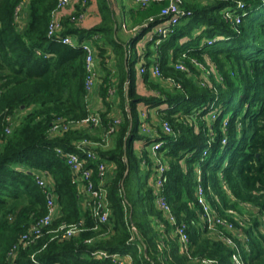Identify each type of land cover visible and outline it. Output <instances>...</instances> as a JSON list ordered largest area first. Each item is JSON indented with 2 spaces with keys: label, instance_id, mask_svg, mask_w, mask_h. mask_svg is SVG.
I'll list each match as a JSON object with an SVG mask.
<instances>
[{
  "label": "trees",
  "instance_id": "16d2710c",
  "mask_svg": "<svg viewBox=\"0 0 264 264\" xmlns=\"http://www.w3.org/2000/svg\"><path fill=\"white\" fill-rule=\"evenodd\" d=\"M57 3L0 0V264H116L96 257L93 253L98 250L132 252L133 264H201L195 260L198 257L233 264L234 249L216 240L203 222L199 185L218 214L248 237L250 248L243 250L247 264H264V234L259 232V217L264 215V0H185L183 6L192 14L161 42L156 34L147 39L141 76L150 94L136 87L141 54L135 43L164 20L161 6L133 5L132 26L148 25L124 45L114 37L117 18L111 0H96L101 21L90 28L78 21L91 0H78L57 35L76 36L80 43L93 41L103 72L99 93L105 109L96 112L101 118L97 128L74 126L52 135L57 118L81 120L90 113L87 52L48 35ZM207 57L215 73L208 70ZM156 60L162 71L159 77L151 72ZM178 63H184L186 70L178 69ZM170 77L180 86H170ZM114 97L120 123L111 114ZM140 103L156 108L150 134L140 131ZM163 122L172 132L164 129ZM84 139L93 142L86 150L97 154L89 163L97 184V164H114L104 183L111 209L106 223L97 222L72 170L56 151L60 147L84 154L77 145ZM136 141L162 142L158 155L169 165L165 193L178 218L188 224L192 259L181 251L171 222L156 204V163L147 146L137 149ZM39 172L53 186L61 207L49 229L82 223L81 231L62 239L45 232L11 258L21 235L47 212ZM230 209L239 212L244 224ZM132 223L138 235L130 240ZM139 243L146 250L140 252Z\"/></svg>",
  "mask_w": 264,
  "mask_h": 264
},
{
  "label": "built area",
  "instance_id": "2783aa9c",
  "mask_svg": "<svg viewBox=\"0 0 264 264\" xmlns=\"http://www.w3.org/2000/svg\"><path fill=\"white\" fill-rule=\"evenodd\" d=\"M73 0H58L56 8L52 11L50 24L48 27V35L50 37L56 38L58 41L69 44L73 47H82L87 52L86 57V66H87V77H86V88L89 94L92 93L95 89L99 90V85L102 82V78L99 74V59L97 58V48L94 45L92 40H87L80 43L76 36L65 35L58 36V32L62 28L63 18L65 16L66 9L72 4ZM84 3L88 0H83ZM133 4L138 8H147L153 4H159L161 6L160 15L164 17V20L156 24L152 29L151 38L154 34L158 35L159 38L157 42H161L163 37H166L170 32L173 31L175 25H177L183 18L188 17L192 14L190 10L184 8L183 4L185 0H131ZM240 7H244L243 3H240ZM87 11L80 15V19L85 16ZM229 14V13H227ZM236 21L239 22L240 18L237 16ZM124 25V24H123ZM148 25V22H145L141 25L134 27L135 30L138 28L141 31L144 27ZM97 37V36H96ZM131 48L129 49V54ZM144 59L141 60L139 65V70L141 74L145 71ZM178 69L186 70L184 63H178L176 65ZM151 72L154 76H161L162 71L158 60L153 63L151 67ZM168 83L173 85L180 86L179 83H176L175 80L170 77L167 79ZM129 82V81H128ZM110 92L114 94V89H110ZM148 107L147 105L143 104ZM145 107V108H146ZM144 108V110H145ZM148 114L145 111H140V131L142 133H152L153 128L151 123L147 121ZM10 124L13 126L14 121L12 118H9ZM121 118L116 117L115 123H120ZM101 123V118L96 111H91L90 113L81 120L71 119L68 120L64 117H59L56 119L54 124L51 127L52 135L59 134L71 129L74 126L81 125H91L92 127H98ZM164 129L167 132H172L170 125L167 122L162 123ZM11 126L7 127V131H11ZM113 129H111L112 131ZM92 141L89 139H84L80 141L77 145L78 148L82 149L84 154L74 151H67L60 147L56 148V151L59 155L63 156L66 163L69 165L73 173V181L78 185L80 191L83 193L84 203L91 206L93 215L96 218L97 222L106 223L109 219L111 209L107 199V191L105 188V179L108 173V165L105 162H100L97 164V174L100 177V183L97 184L93 178L94 170L89 163L95 161L97 154L91 149H87L88 145H91ZM153 144V145H152ZM161 141H154L149 146L148 149L150 157L156 163V176L153 180V185L155 188L156 194V204L160 210L163 211L165 217L171 222L173 226V232L177 235L178 240L181 245V251L193 258L191 255L190 248V235L188 232V224L185 221H181L176 213L173 210V207L168 200L165 193V183L167 181V171L169 165L167 162L162 161L158 155V149L161 146ZM146 161H144L145 163ZM38 183L44 188L47 196V212L45 215L37 219L28 229L24 232L19 238L18 242L15 243L14 247L10 252V257L14 258L17 252L22 248H27L29 245L36 243L44 234L54 233L55 238H68L79 231H81L80 224L74 223L71 225H62L56 229H49L54 220L61 214V207L57 203L56 196L54 194V188L46 179V176L39 172L37 174ZM197 202L202 207V218L204 224L211 230V233L216 240H221L231 246L234 251L232 254V263L233 264H247L246 259L243 255V250L248 247L249 244L246 243L248 237L243 233L241 227H237L232 221L227 218L221 217L218 212L213 208L212 204L207 199L203 186L199 185L197 187ZM229 212L232 215H235V218L240 221L241 224H244V218L239 214L235 209H230ZM259 219L261 220V226L259 227V232L264 234V215H260ZM223 229H228L230 234L224 233ZM133 235L130 240L135 239V236L138 235V228L132 223ZM89 239L88 241H91ZM138 249L140 252L143 251V243H139ZM96 257L109 258L114 261L116 264H133V254L129 251L126 252H115L108 253L105 250H98L93 253ZM200 261L201 264H220L217 260L207 257H198L195 259ZM143 264H149L144 262Z\"/></svg>",
  "mask_w": 264,
  "mask_h": 264
},
{
  "label": "crops",
  "instance_id": "0c3cea01",
  "mask_svg": "<svg viewBox=\"0 0 264 264\" xmlns=\"http://www.w3.org/2000/svg\"><path fill=\"white\" fill-rule=\"evenodd\" d=\"M111 1H112L113 8L115 10L116 18H117L116 32L114 34V37L117 39L118 42H121L122 44L125 45L127 42L128 43L130 42V38H133L134 37V34H132V31H131V29L134 26H132V24H131V19L132 18H131V14H130V9L133 7L134 4H133V2L131 0H111ZM77 2H78V0H73L72 1V4L65 11V13H66L65 16L72 13V11L75 8V4ZM86 11H87V13L85 14V16L83 18H81L78 21V24H81L83 27L90 28V27L98 24L101 21V16H100V12H99V9H98L96 0H95L94 3H92L91 5L88 6V8L86 9ZM149 19L152 20L153 18L150 17ZM24 22H25V16H24V14H21V16H20V23H21V25ZM126 22H129V25H131V27ZM145 37H146V35L144 37H141L140 39H143ZM137 42L135 43V51L138 54H141L139 56L140 57L139 59H141V60L144 59V61H145V60H147V58H145V56H143L142 54L145 53V50H146V47H147V42H146V45H145V49H140V47L138 46ZM108 53L111 55V58L113 59L115 53L111 49V47H109ZM110 62H111V60H110ZM112 62H113V60H112ZM138 66H139V61L136 64V68H138ZM102 73H103L102 72V69H101V67L99 65V74H100V76H102ZM139 79L142 82L143 86H141L139 84L138 75H137V81H136L137 90L142 93V91L140 90V88L141 87H145V90H147V92L152 93V91H150V90H148L146 88L145 83H144V81L142 79V76ZM114 95L115 94H113V96ZM112 100L115 101L114 102L115 104H114L113 113H111V114L115 118L116 117H120L121 116V110H120V108H119V106L117 104L116 98L114 97ZM88 102H89V108H90L91 111L99 112V111L105 109V105L103 103L102 97L100 96V93H99V90L98 89H95L93 91V93L90 94L89 99H88ZM163 107H165V105H163ZM155 109L156 108H152V109L150 108V114L153 115V116L156 115V113H157ZM145 144H146V142H145ZM110 165L112 167V170L111 171L108 170L107 176L109 174H112V171H113L114 164L113 163H110L109 166Z\"/></svg>",
  "mask_w": 264,
  "mask_h": 264
},
{
  "label": "rangeland",
  "instance_id": "374dc122",
  "mask_svg": "<svg viewBox=\"0 0 264 264\" xmlns=\"http://www.w3.org/2000/svg\"><path fill=\"white\" fill-rule=\"evenodd\" d=\"M95 2V0H91V3H90V5L92 4V3H94ZM128 25H129V22H126ZM130 27H131V25H129ZM137 26V25H136ZM135 27V26H134ZM134 27L131 29V31H132V34H134V37H135V35H138L139 34V32H141V31H139V29L140 28H138L137 30H135L134 29ZM131 35V34H130ZM150 35H151V32H148L147 34H146V37L145 38H143V39H140L138 42H137V44H138V46L140 47V49H145V45H146V42H147V39L150 37ZM131 39H133V38H130V40ZM186 38H184V39H182V41L183 40H185ZM128 43V42H127ZM126 43V44H127ZM136 44V45H137ZM143 47V48H142ZM138 49V48H137ZM133 52L134 51H131V54H133ZM113 63V62H112ZM140 63H141V59H140V61H139V65H140ZM207 64H208V66H209V71H211L212 73H215V68H214V64L210 61V59L207 57ZM137 75H138V81H139V84L141 85V86H143V84H142V82L140 81V77H141V72H140V70H139V66H138V68H137ZM202 77L204 78V79H207V77H208V73L206 72V73H204V74H202ZM170 84V86L172 85V86H174L173 84H171V83H169ZM140 90L142 91V93H146V94H150L149 92H147V90H145V87H141L140 88ZM93 93V92H92ZM91 94V93H90ZM89 94V95H90ZM138 107H139V109H140V111L141 112H143V111H145L146 112V114H148V118H147V121H148V123L150 122L151 123V125H153V123L152 122H155L156 120H157V117L154 115H151L150 114V108L149 107H146V106H144L143 105V103H140L139 105H138ZM146 107V108H145ZM144 108H145V110H144ZM113 109H114V106H113V108H112V111H111V113H113ZM152 109V108H151ZM152 121V122H151ZM94 128H97V127H94ZM100 134H101V137L102 138H104L105 137V135H104V133H103V131H102V133L100 132ZM107 137H105V142H107ZM93 143V142H92ZM98 143H102V144H105V143H103V140L101 141L100 140V142H98ZM152 143V142H151ZM151 143L148 145V144H145V142H143V141H137V142H135V147L137 148V149H140V150H142L143 149V147H146L147 146V148L149 149L150 147V145H151ZM94 144H97V143H94ZM153 145V144H152ZM106 146H107V144H106ZM109 166V165H108ZM108 170L109 171H111L112 170V167H111V165L108 167ZM145 177H146V171L145 170H143V171H141V178L142 179H145ZM143 249L144 250H146V246H145V244H143Z\"/></svg>",
  "mask_w": 264,
  "mask_h": 264
}]
</instances>
